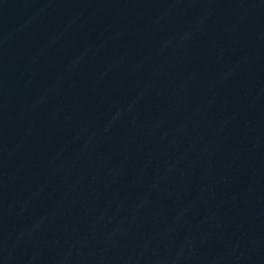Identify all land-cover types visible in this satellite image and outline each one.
<instances>
[{"label":"water","instance_id":"obj_1","mask_svg":"<svg viewBox=\"0 0 264 264\" xmlns=\"http://www.w3.org/2000/svg\"><path fill=\"white\" fill-rule=\"evenodd\" d=\"M264 198V0H0V264H140Z\"/></svg>","mask_w":264,"mask_h":264}]
</instances>
